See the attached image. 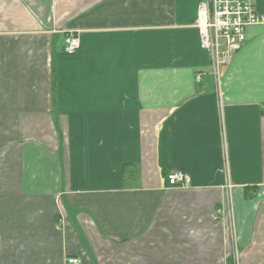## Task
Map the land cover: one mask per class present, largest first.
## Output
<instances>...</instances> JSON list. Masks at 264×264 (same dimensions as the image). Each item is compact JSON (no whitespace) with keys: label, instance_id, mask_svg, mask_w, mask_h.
Returning a JSON list of instances; mask_svg holds the SVG:
<instances>
[{"label":"crops","instance_id":"0c3cea01","mask_svg":"<svg viewBox=\"0 0 264 264\" xmlns=\"http://www.w3.org/2000/svg\"><path fill=\"white\" fill-rule=\"evenodd\" d=\"M200 1L0 0V264H264V26L218 94Z\"/></svg>","mask_w":264,"mask_h":264},{"label":"built area","instance_id":"2783aa9c","mask_svg":"<svg viewBox=\"0 0 264 264\" xmlns=\"http://www.w3.org/2000/svg\"><path fill=\"white\" fill-rule=\"evenodd\" d=\"M195 28L199 37L200 49L209 53L211 58V74L214 88L221 92V69L246 41V33L253 26L264 25V14L257 12L253 0H201L197 6ZM62 53L73 56L79 49L77 31H64ZM223 171L228 176V162L223 144ZM170 187L183 188L190 183L189 176L181 170L173 169L167 175ZM224 188L228 191L232 186L227 182ZM229 198H227V201ZM234 220H230V239L232 242L231 258L233 264H239L237 251V235ZM65 264H80L79 259L67 258Z\"/></svg>","mask_w":264,"mask_h":264},{"label":"rangeland","instance_id":"374dc122","mask_svg":"<svg viewBox=\"0 0 264 264\" xmlns=\"http://www.w3.org/2000/svg\"><path fill=\"white\" fill-rule=\"evenodd\" d=\"M262 26H264V25H262ZM262 26H253V27H251V28H254V27H262ZM63 38H64V37L62 36V41H63ZM62 41H61V42H62ZM62 44H63V42H62ZM62 44H61V46H62ZM61 46H60V48H61ZM237 251H238V250H237ZM230 256H231V255H230Z\"/></svg>","mask_w":264,"mask_h":264},{"label":"trees","instance_id":"16d2710c","mask_svg":"<svg viewBox=\"0 0 264 264\" xmlns=\"http://www.w3.org/2000/svg\"><path fill=\"white\" fill-rule=\"evenodd\" d=\"M258 12V11H257Z\"/></svg>","mask_w":264,"mask_h":264}]
</instances>
